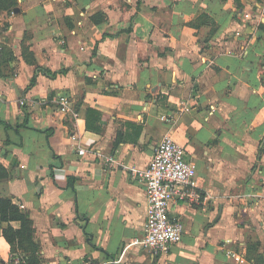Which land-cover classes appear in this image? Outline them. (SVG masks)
<instances>
[{"label":"crops","instance_id":"obj_1","mask_svg":"<svg viewBox=\"0 0 264 264\" xmlns=\"http://www.w3.org/2000/svg\"><path fill=\"white\" fill-rule=\"evenodd\" d=\"M16 2L0 12V202L33 237L14 250L3 231L22 222L0 213V264H264V0ZM166 134L200 203L173 202L183 240L154 254L131 245L148 213L132 171Z\"/></svg>","mask_w":264,"mask_h":264},{"label":"built area","instance_id":"obj_2","mask_svg":"<svg viewBox=\"0 0 264 264\" xmlns=\"http://www.w3.org/2000/svg\"><path fill=\"white\" fill-rule=\"evenodd\" d=\"M1 49L0 46V53ZM56 104L61 112L67 113L72 108L70 97L64 93L59 95ZM78 153L85 155L86 151L79 149ZM196 174V166L188 159L186 148L171 134H166L158 143L149 166L144 170L132 171L133 178L146 187L148 213L144 236L136 238L131 245L141 246L150 249L154 254H159L167 253L172 246L182 242L184 226L171 218L169 208L178 200L190 204L200 203V195L194 182ZM230 254L239 262H246L241 255L235 252ZM12 264L29 263H26L21 256H14Z\"/></svg>","mask_w":264,"mask_h":264},{"label":"trees","instance_id":"obj_3","mask_svg":"<svg viewBox=\"0 0 264 264\" xmlns=\"http://www.w3.org/2000/svg\"><path fill=\"white\" fill-rule=\"evenodd\" d=\"M16 3H17L16 0H0V12L2 10H12L13 8H15ZM0 61H1V59H0ZM45 73L49 77L55 79L59 75L65 74L66 70L52 72V71L46 69ZM34 81H35V78H33L31 81L32 85L35 83ZM72 180L73 179H70V184H71ZM0 213H1L2 220L4 222H10L13 220H19L22 222V227L18 231H15L12 227H8V228L4 229V231H3L5 238L8 240L9 243H11L10 245H12L14 250H15L17 239L19 241L21 238H25V239L30 238V240H32L33 236H32V228L30 227V224H31L30 219L28 218V216L23 211H21L17 206H15L13 204L11 199L1 200V202H0ZM19 246H21V245L19 244ZM255 247H256L255 245L250 246V248H249L250 251L255 250ZM25 261H26V263H29L27 260H25Z\"/></svg>","mask_w":264,"mask_h":264}]
</instances>
